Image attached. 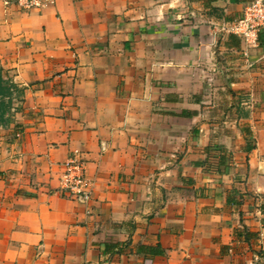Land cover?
Segmentation results:
<instances>
[{
  "label": "crops",
  "instance_id": "1",
  "mask_svg": "<svg viewBox=\"0 0 264 264\" xmlns=\"http://www.w3.org/2000/svg\"><path fill=\"white\" fill-rule=\"evenodd\" d=\"M251 1L0 4V264H245L264 245V29L221 31ZM75 152L86 202L60 190Z\"/></svg>",
  "mask_w": 264,
  "mask_h": 264
},
{
  "label": "built area",
  "instance_id": "2",
  "mask_svg": "<svg viewBox=\"0 0 264 264\" xmlns=\"http://www.w3.org/2000/svg\"><path fill=\"white\" fill-rule=\"evenodd\" d=\"M56 0H0V4H15L21 10L34 11L46 8ZM264 29V0H252L248 3L241 16L221 29L227 35H234L241 39L245 45L257 44L258 34ZM78 152H75L64 164L65 173L59 180L60 190L71 198L86 202L90 198V182L86 180L83 166L79 161ZM259 239H264L261 233ZM262 244V243H261ZM245 264H264V245L258 250L250 252Z\"/></svg>",
  "mask_w": 264,
  "mask_h": 264
}]
</instances>
